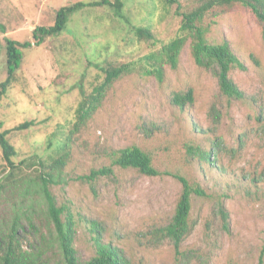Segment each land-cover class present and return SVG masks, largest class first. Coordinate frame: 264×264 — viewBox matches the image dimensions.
<instances>
[{"label": "rangeland", "instance_id": "1", "mask_svg": "<svg viewBox=\"0 0 264 264\" xmlns=\"http://www.w3.org/2000/svg\"><path fill=\"white\" fill-rule=\"evenodd\" d=\"M76 1L92 0H0V82L6 77L4 38L32 42L35 26L52 24L60 6ZM195 1L121 0V17L109 6L83 7L61 32L22 49L0 99V122L2 129L34 123L6 135L19 165L12 175L0 150V254L14 230V244L35 264H63L40 191L45 176L57 204L72 214L80 263L94 255L92 237L98 235L127 264H264V42L247 7H214L201 21L206 39L228 40L244 64L229 71L243 99L222 94L213 72L194 63L188 37L176 68L165 64L161 81L134 68L101 90L84 120L76 118L81 100L102 82V68L136 62L174 38L176 6L182 11ZM138 26L147 27L152 39L137 37ZM188 87L194 101L179 109L170 95ZM62 140L61 169L26 164L36 158L49 163ZM189 144L209 151L213 163L189 152ZM129 145L148 153L158 170L204 191L191 197V227L180 254L158 231L170 222L181 192L176 178L116 165L108 177L78 178L109 166L110 151ZM219 204L229 213V231L221 227Z\"/></svg>", "mask_w": 264, "mask_h": 264}, {"label": "trees", "instance_id": "2", "mask_svg": "<svg viewBox=\"0 0 264 264\" xmlns=\"http://www.w3.org/2000/svg\"><path fill=\"white\" fill-rule=\"evenodd\" d=\"M166 4L172 5L178 0H164ZM247 7L256 20L261 25V38L264 42V0H196L190 7L179 10L178 5L175 13L180 16L179 34L169 41L162 43L157 49L143 55L136 62H125L117 66L109 65L102 68L104 78L93 91L86 95L76 108V118L80 122L94 108V104L99 101L98 95L101 90L121 74L138 68L143 74L153 75L159 81L164 78V65H169L172 69L178 64L179 54L184 46L186 39L190 37V52L194 63L197 66L210 69L217 78L219 91L227 97L243 99L244 93L238 88L233 79L229 76V71L234 67L245 69L228 40L219 43L209 42L205 37L206 27L201 23L204 16L214 7H231L234 4ZM109 6L114 13L121 17V0H92L88 2L76 1L72 4L60 6L55 11V18L50 25H38L31 31V40L22 42L5 37L6 48V77L0 82V99L6 93L14 73L18 69L22 60V49L31 45H40L46 38L61 32L69 17L75 11L83 7ZM4 29L3 27H1ZM135 34L139 38L152 39V33L147 27L138 26ZM137 63V64H136ZM194 101V93L191 87L184 90L173 91L170 95V102L179 109H184ZM34 121L27 120L21 122L10 129H2L0 122V150L3 160L6 162L9 175L19 168L18 163L12 158L16 151L9 143L6 135L13 130H23L33 125ZM66 140L58 146L57 156L50 159L49 163H44L38 158L30 160L28 165L37 167H53L61 169L66 162L65 147ZM189 152L199 151V158L204 162H212L211 153L201 150L195 145L187 146ZM110 165L90 169L87 174L78 176L79 179L93 182L100 177H108L113 174V166L121 168H135L138 172L147 176L167 174L176 178L181 183V192L177 199L171 220L158 231L161 235L170 239L176 253L180 254V247L184 237L190 231L188 221L191 197L193 195H204V191L199 186L191 185L188 180L181 175L168 171H160L152 165L151 157L136 145H129L117 149H112L109 154ZM47 176H49L47 174ZM41 194L45 203L46 214L54 230V239L63 264H127V260L119 253V250L111 244L103 243L98 235L92 237L94 244V255L87 261L80 263L77 260L73 245L74 220L72 214L65 205H58L53 193L50 190V177L40 176ZM218 214L221 220V227L229 231V213L223 204L218 205ZM14 230L7 234L5 247L0 254V264H35L33 258L24 253L14 244ZM262 259L259 260V264Z\"/></svg>", "mask_w": 264, "mask_h": 264}]
</instances>
